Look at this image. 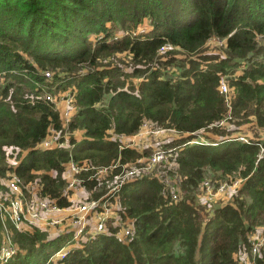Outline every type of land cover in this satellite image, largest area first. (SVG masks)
Instances as JSON below:
<instances>
[{
  "label": "trees",
  "instance_id": "16d2710c",
  "mask_svg": "<svg viewBox=\"0 0 264 264\" xmlns=\"http://www.w3.org/2000/svg\"><path fill=\"white\" fill-rule=\"evenodd\" d=\"M212 37L223 40V55L203 53ZM223 75L228 103L218 91ZM52 85H71L65 126L44 99ZM223 120L234 128L218 125ZM145 121L179 136L160 146L172 149L176 198L152 172L139 174L109 198L131 222L126 242L109 226L46 263L72 244L71 232L47 237L11 226L18 250L0 264H238L234 255L249 250V236L257 228L264 235V135L247 142L232 135L246 122L264 128V0H0V178H36L42 194L67 207L64 165L112 166L116 176L151 153L119 139ZM51 131L64 146L37 147ZM93 168L76 178L98 198ZM211 172L239 183L228 201L207 207L198 195ZM255 264H264V242Z\"/></svg>",
  "mask_w": 264,
  "mask_h": 264
},
{
  "label": "built area",
  "instance_id": "2783aa9c",
  "mask_svg": "<svg viewBox=\"0 0 264 264\" xmlns=\"http://www.w3.org/2000/svg\"><path fill=\"white\" fill-rule=\"evenodd\" d=\"M45 77H49L47 71L43 72ZM229 88L222 78L218 81V91L225 96H230ZM61 101L64 104V109L61 110V118L63 125H66L67 120L70 117L71 106L73 103V93L67 91V94L62 95ZM44 99L53 102L52 97L48 93L45 94ZM226 100V98H225ZM227 102V100H226ZM51 137H54L51 138ZM237 139L247 142L245 137H238ZM64 146L63 142H58V133L51 131L47 137L37 145V147L49 148ZM172 149L165 151L162 147L158 146L153 148V151L144 159L146 165L141 168H147L149 165L156 164H169L168 157ZM14 164V163H13ZM64 171L62 172V177L64 178L66 185L63 194L68 198V192L73 190V188L78 185V180L76 174L80 170L92 169L93 167L87 164H77L72 160H69L64 165ZM108 167H96L94 173L101 172L102 170H107ZM123 168V167H122ZM120 174V173H119ZM67 175V176H66ZM139 175L138 169H130L125 172L127 179L135 178ZM5 191L0 194V262L3 263L10 259L18 250L16 243L11 237V226L14 228H19L23 221L29 222L33 226L46 228H52L54 226H63L62 223L66 218L74 217L72 220V226L70 228H65L64 233L71 232L72 234V244L63 246L59 248L51 256L49 260L61 259L68 248L71 246H80V243L87 240L98 233H107L108 227L105 226V220L98 219L93 222L91 227H88L87 219L91 216V211L95 209L94 199L90 203L84 202L80 205L73 206L70 204L67 207H57L55 200L49 197L48 194L41 193V184L35 178L32 181L24 182L19 176L14 172H9L4 178H1ZM123 180H120L118 185L121 184ZM227 183L215 182V186H212L210 180H203L201 182L202 197L207 205L210 201L218 196H223V193L227 190L235 189V186L239 183V179H233ZM117 185V186H118ZM171 198H176V193L171 188ZM117 221L112 223L113 227H118L113 233L116 241L124 243L131 235L132 228L131 222L128 219L120 220L117 215ZM36 222H40L37 225ZM87 228L86 235L82 236L84 229ZM256 232V231H255ZM254 232V233H255ZM251 234L249 236V250L239 251L234 255L235 260L238 264H255V257L259 253V249L264 242V237L255 238L256 234Z\"/></svg>",
  "mask_w": 264,
  "mask_h": 264
},
{
  "label": "rangeland",
  "instance_id": "374dc122",
  "mask_svg": "<svg viewBox=\"0 0 264 264\" xmlns=\"http://www.w3.org/2000/svg\"><path fill=\"white\" fill-rule=\"evenodd\" d=\"M147 27V21L144 20L143 23L138 24L137 26V30L141 31L143 29H145ZM224 48H223V40H219L216 37H212L211 39H209L203 46V53L206 54H220L223 55ZM118 65H121L124 68L126 67V62H127V57L124 56V54H117L115 56ZM107 59L103 60L104 62ZM46 71L50 74V70L46 69ZM84 71V66L79 67L77 69V73L78 72H82ZM45 72V71H44ZM44 74V73H43ZM227 75H223L221 76V78L223 79V81L225 82V80L227 79ZM226 83V82H225ZM70 87L71 85H67L66 88L64 89H55V86L52 85L51 87V91L47 92L50 97H52L53 99V103L55 106H57L59 108V110L61 111L62 109H64V107L66 106L65 103L63 104L61 101V97H63L62 95L67 94V91H70ZM227 103L230 102L231 100V95L230 96H225ZM73 107V106H71ZM218 125L223 126V127H229V128H234V125H231L230 120H223L220 121L218 123ZM236 129L238 130L237 132L233 131L232 135L237 134L238 137H252V136H257V135H264V128H257L253 122H246L243 124H239L238 126H236ZM202 131L197 132V134L199 136H201ZM208 135H211V132L208 131L207 132ZM178 134L171 130V129H164V128H156L154 127V125L152 123H149L147 121H145L139 128V130L137 131L136 134H134L133 136L127 138V137H123V136H119V139L121 140V144L126 145L128 147L134 148L136 150H140L143 148L148 149L150 152L153 151V148H156L158 146H162V144H165L168 141H171L175 138H178ZM54 139V137H51ZM15 154H13L12 156L8 157V162L13 164V160L18 159L17 157H14ZM168 157V155H167ZM145 158H141L140 160H138L139 163L137 164H130L128 166H124L123 168H121L120 174H117L116 176H113L108 170H102L101 172L94 173V176H96V179L98 180V186L100 188H103V192L99 195L98 198H92V191H87L85 190L84 187L76 185L73 190H71L70 192H68V200L73 204V206H77L80 205L84 202H88L90 203L91 200L94 199V204H95V209L91 211V216L89 217V219H87L88 222V227H91L93 222H96L99 218L105 220V226L109 227V226H113L112 223H114V221H117V215L115 214V208L117 207V203L113 202L112 200H110V196L113 193V190L117 187L118 183L120 180H126L127 177L125 176V172L127 170H130L132 168H136L138 169L139 174L144 173V175H148L151 174V172L157 177L160 178V180H162L165 184L169 185L170 188H172L173 190H177V187L175 185H173V181L176 184V181L174 180V176L170 175L168 170L169 168H171V170L174 167H171L172 165H170L172 162L170 160H168L169 164H156V165H149L147 168H141L144 167L146 165ZM169 159V158H168ZM163 165H167L168 167H163ZM9 173V172H8ZM6 173V175L8 174ZM5 175V176H6ZM160 175L164 176V177H160ZM212 175V176H211ZM67 176V175H66ZM204 180H210L212 183V186H215V182H219L220 183H227L226 180H224V178H218V176L216 175V177H214V173H209ZM172 183V184H171ZM228 184V183H227ZM200 189V188H199ZM5 191L2 180L0 178V194H2ZM99 191V189L97 190ZM94 192V191H93ZM233 190H227V192L223 193V196H218L216 198H214L212 201H210L209 206H218L221 203L228 201L230 195L232 194ZM203 193L201 190V193L198 195V199L200 200L201 204H203L205 201L202 197ZM197 199V201H198ZM72 220H74V217H68L65 219V221H63L62 225L63 226H54L52 228H39L36 226H33L32 224H30L29 222L23 221L21 224L22 225H27V229L23 230V229H17L15 228L18 232H24V231H29L32 232L34 229H39L45 232L47 237H52L54 235L57 234H64V229L65 228H70L72 226ZM21 226V225H20ZM19 226V227H20ZM86 227L82 233V236H85L87 233V228ZM261 229L257 228L256 232L254 234H256V236H254L255 238L257 237H264V235L262 234ZM12 233L14 235V231H12L11 229V237H12ZM51 257H49L46 261V263L49 261ZM52 261V259H51ZM54 264V263H53Z\"/></svg>",
  "mask_w": 264,
  "mask_h": 264
},
{
  "label": "crops",
  "instance_id": "0c3cea01",
  "mask_svg": "<svg viewBox=\"0 0 264 264\" xmlns=\"http://www.w3.org/2000/svg\"><path fill=\"white\" fill-rule=\"evenodd\" d=\"M36 224H37V225H40V222H36ZM27 227H28L27 225H22V224H21V226L19 227V229L26 230ZM39 228H41V226H40Z\"/></svg>",
  "mask_w": 264,
  "mask_h": 264
}]
</instances>
